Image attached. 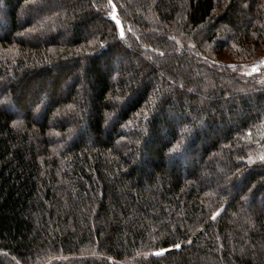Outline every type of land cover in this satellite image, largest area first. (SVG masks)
I'll list each match as a JSON object with an SVG mask.
<instances>
[{
    "label": "trees",
    "instance_id": "1",
    "mask_svg": "<svg viewBox=\"0 0 264 264\" xmlns=\"http://www.w3.org/2000/svg\"><path fill=\"white\" fill-rule=\"evenodd\" d=\"M112 3L0 0V264H264V0Z\"/></svg>",
    "mask_w": 264,
    "mask_h": 264
},
{
    "label": "snow or ice",
    "instance_id": "2",
    "mask_svg": "<svg viewBox=\"0 0 264 264\" xmlns=\"http://www.w3.org/2000/svg\"><path fill=\"white\" fill-rule=\"evenodd\" d=\"M109 4L112 5V7L115 9L116 5L112 3V0H108ZM112 16V19L116 21V24H120V21L116 19V16L115 15H112L111 13L109 14ZM121 36H123V31H121ZM258 67L257 66H253V69L252 71L253 72H256L258 71ZM248 75H251L252 73H247ZM261 160H264V156H261ZM181 245L180 244H175V247L176 248H179ZM157 255L161 254V253H156Z\"/></svg>",
    "mask_w": 264,
    "mask_h": 264
},
{
    "label": "water",
    "instance_id": "3",
    "mask_svg": "<svg viewBox=\"0 0 264 264\" xmlns=\"http://www.w3.org/2000/svg\"><path fill=\"white\" fill-rule=\"evenodd\" d=\"M121 31H123V29H122V27H121V25H120V33H121Z\"/></svg>",
    "mask_w": 264,
    "mask_h": 264
}]
</instances>
